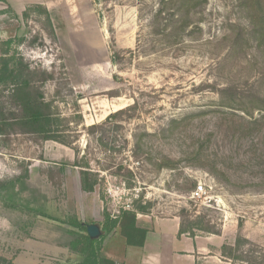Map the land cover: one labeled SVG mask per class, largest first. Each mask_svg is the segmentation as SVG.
Wrapping results in <instances>:
<instances>
[{
    "label": "rangeland",
    "instance_id": "1",
    "mask_svg": "<svg viewBox=\"0 0 264 264\" xmlns=\"http://www.w3.org/2000/svg\"><path fill=\"white\" fill-rule=\"evenodd\" d=\"M168 1L0 0V56L54 74L39 87L73 144L0 135V194L22 206L0 202V264H74V226L101 227L104 212L114 219L136 202L148 207L139 215L147 228L149 219L176 218L219 232L185 235L205 248L190 253L198 264H227L218 249L238 235L264 253V40L255 31L264 0H200L175 42L164 38L165 21L151 24L158 9L163 18L174 11ZM34 5L47 10L51 29ZM134 103L98 144L89 127ZM141 132L134 157L131 135ZM75 151L99 176L92 193L81 191ZM164 158L172 170L157 168ZM199 185L205 196L191 198ZM112 233L100 240L103 254L133 252L137 261L140 250L124 254Z\"/></svg>",
    "mask_w": 264,
    "mask_h": 264
},
{
    "label": "trees",
    "instance_id": "2",
    "mask_svg": "<svg viewBox=\"0 0 264 264\" xmlns=\"http://www.w3.org/2000/svg\"><path fill=\"white\" fill-rule=\"evenodd\" d=\"M246 1V0H244ZM174 9L165 17L164 10L158 9L152 21H165L164 38L171 39L172 42L179 40L189 27V16L192 9L200 4V0H169L167 5ZM182 8H185L182 13ZM29 10H36L45 16L46 23L51 29L49 13L42 5H34ZM172 10V9H171ZM26 15V14H25ZM159 20V21H158ZM169 23L171 26H169ZM264 40V23L255 30ZM190 33V32H188ZM187 33V34H188ZM189 35V34H188ZM261 43V42H260ZM259 47H263L259 45ZM54 81V74L47 73L44 70L32 69L28 64L24 63L23 59L16 54L9 55L5 52L0 56V135H6L8 132L31 135L40 137L43 141H52L62 146L71 148L72 143L66 140L65 128L66 122L61 118L58 109L53 101H46L41 87L39 85L45 82ZM222 93V92H221ZM5 96V97H4ZM4 98V99H3ZM136 103L109 114L105 120L99 125H92L88 130L92 134L98 133V144L102 145L105 131L104 126L112 124L118 126L121 117L130 118L132 112L136 109ZM131 115V116H130ZM76 118L79 123H82L81 114H77ZM174 123L173 120L169 125ZM147 136L146 133H134L132 137V155L137 157L142 151L141 142ZM76 160L73 167L79 168V182L81 191L84 193H92L99 184V176L97 173L88 168V164L84 158L78 160V154L75 151ZM158 169L174 168V161L164 158L162 163L157 166ZM0 202L9 205L10 208L21 210L19 204L12 201L10 196L0 194ZM148 207L134 204L132 210H120L117 217L111 219L104 212L103 223L101 224L102 236L98 240H90L86 235L84 224L81 222L76 224L74 228L81 232L76 240H72L69 248L78 256L77 262L74 264H122L107 258L101 251L100 240L112 231H119V234L124 238L125 244L128 247L142 248L147 231L137 226V215H147ZM198 230L208 234L219 236V232L214 231L209 225L202 222H183L179 223L178 237L188 235L193 237V231ZM85 233V234H84ZM219 256L222 261L227 264H264V253L256 246L250 243L242 236H236L232 244H223L218 249ZM4 264H13L11 262Z\"/></svg>",
    "mask_w": 264,
    "mask_h": 264
},
{
    "label": "crops",
    "instance_id": "3",
    "mask_svg": "<svg viewBox=\"0 0 264 264\" xmlns=\"http://www.w3.org/2000/svg\"><path fill=\"white\" fill-rule=\"evenodd\" d=\"M140 216L144 217L145 215ZM139 218L141 217L137 215V226L139 228L145 229L147 233L145 236L143 247L137 249L140 250V252L138 253L137 261L133 260V257H135L132 255L133 252H131L132 258H128L126 254L127 251H133L132 248L134 247L126 246L125 240L122 236H120L118 230L112 231V234H114V236H120L123 239V246L121 249L124 250V254H126V257H124V255L121 259L113 261L122 264H177L176 262L182 261H185V263L188 264H198L197 261L195 262V259L190 255V253H193L194 249L203 251L205 248L198 246V243L195 239L191 240V238H188L185 235L178 237L179 221L176 218H173L171 220H152L148 218L149 220H147V223L150 224L149 228L141 225V222H139ZM148 234L156 235L154 246L148 245ZM178 241H184L185 247L177 249L175 247V243ZM198 255L201 256L202 254ZM106 257L109 258L108 256Z\"/></svg>",
    "mask_w": 264,
    "mask_h": 264
},
{
    "label": "water",
    "instance_id": "4",
    "mask_svg": "<svg viewBox=\"0 0 264 264\" xmlns=\"http://www.w3.org/2000/svg\"><path fill=\"white\" fill-rule=\"evenodd\" d=\"M85 230L90 240H98L102 236V231L97 224L86 225Z\"/></svg>",
    "mask_w": 264,
    "mask_h": 264
},
{
    "label": "built area",
    "instance_id": "5",
    "mask_svg": "<svg viewBox=\"0 0 264 264\" xmlns=\"http://www.w3.org/2000/svg\"><path fill=\"white\" fill-rule=\"evenodd\" d=\"M205 194H206L205 188L203 186L199 185L198 187L195 188L194 191H192L191 198H198V199H200V198L204 197Z\"/></svg>",
    "mask_w": 264,
    "mask_h": 264
}]
</instances>
